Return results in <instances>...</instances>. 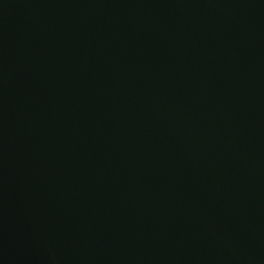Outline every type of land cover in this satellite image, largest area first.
Returning a JSON list of instances; mask_svg holds the SVG:
<instances>
[{
    "label": "water",
    "instance_id": "obj_1",
    "mask_svg": "<svg viewBox=\"0 0 264 264\" xmlns=\"http://www.w3.org/2000/svg\"><path fill=\"white\" fill-rule=\"evenodd\" d=\"M0 264H264V0H0Z\"/></svg>",
    "mask_w": 264,
    "mask_h": 264
}]
</instances>
